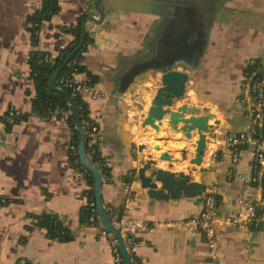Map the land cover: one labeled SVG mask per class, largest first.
Here are the masks:
<instances>
[{"label":"crops","instance_id":"crops-1","mask_svg":"<svg viewBox=\"0 0 264 264\" xmlns=\"http://www.w3.org/2000/svg\"><path fill=\"white\" fill-rule=\"evenodd\" d=\"M54 2L56 11L42 21L33 45L30 16L41 0H0V114L11 107L28 113L8 126L0 120V196L6 199L0 205V264H115L107 237L83 220L88 177L72 164L68 152L75 118L44 119L32 105L35 89L28 52L34 47L57 54L74 38L63 28L82 16L81 37L84 28L87 39L80 62L97 76L94 89L99 93L85 91L81 98L98 126L100 155L108 159V177L100 172L102 205L145 222L132 233L127 250L131 263L213 264L215 253L217 264H264V226L252 231L228 221L240 199L247 194L264 197V188L248 187L228 176L230 169L250 172V155L242 149L234 162L229 148L219 141L251 123L239 96L247 92L242 81L249 61L259 60L264 75V0H99L104 15L97 22L87 20L98 19L96 0ZM198 53L193 70L181 62L176 66L191 74L171 108L186 103L198 107L199 114L212 113L208 123L213 129L206 133L201 164L218 189L213 249L192 225L181 224L199 213L203 194L157 199L137 178V168L150 154L155 167L189 172L190 180H199L198 166L189 167L195 128L187 138L182 130L169 127L168 115L158 131L141 124V113L158 85L159 57L187 60L186 55ZM156 143L159 148H154ZM184 145L183 160L172 159L168 166L169 159L159 158L161 151L180 158ZM84 152L90 160L85 147ZM44 216L56 218L71 237L48 236L40 222Z\"/></svg>","mask_w":264,"mask_h":264},{"label":"built area","instance_id":"built-area-1","mask_svg":"<svg viewBox=\"0 0 264 264\" xmlns=\"http://www.w3.org/2000/svg\"><path fill=\"white\" fill-rule=\"evenodd\" d=\"M43 0H41V5ZM41 5L37 8L39 9ZM38 27L34 33L38 36ZM33 45H35L32 42ZM75 46L72 51H75ZM35 48L32 47L28 52L26 58L30 59L31 53ZM71 51V52H72ZM68 53L61 59L60 64H70L71 70L63 73L59 79V84H55L57 88L68 86L70 88V95H82L85 91H90L92 96H97L99 92L94 89L95 82L90 80V75L84 70H78L74 64H77V59L72 58L73 53ZM57 54L51 53L45 55V59L52 60ZM62 66V67H63ZM55 82V81H54ZM242 85L247 92L239 96L244 104L246 113L250 117L251 123L248 129L237 132L225 133L223 138L219 141L229 148L232 156V161L236 162L242 149H246L250 155V172H243L238 170L230 169L228 171L229 177H237L248 187H260L264 188V75L260 78H254L253 76L245 75ZM67 99V97H66ZM68 107L55 108L48 114L42 116L38 113L41 118L47 119L52 115L61 116L66 118L70 115L73 116V109L70 101L67 99ZM78 111V109H77ZM21 110L18 108H8L0 114V120H7L11 124L16 122L15 118L21 114ZM79 126L83 130V137L86 135L90 138L91 142L99 140L98 146L101 143L98 126L90 119L83 117L81 120L78 114ZM77 128V125L75 126ZM78 130V128H77ZM73 130H69L70 140L68 143V152L73 155L74 165L81 163L84 167L83 171L89 170L87 166L82 163L81 156L79 153V142L78 144L72 139ZM82 137V145H83ZM84 147V145H83ZM92 149L90 152H93ZM216 156L215 151L211 152V159ZM89 160V159H88ZM98 169L108 165V159L103 157L96 162L89 160ZM202 203L199 213L189 219L181 222L183 226L192 225L206 241L208 246L213 249L216 244V238L214 234L213 222L217 218V206H218V189L217 186L212 184L207 186L202 193ZM88 195V194H86ZM6 199L0 196V205L4 204ZM86 205L90 209V215L88 217V225L97 229L98 234L104 235L109 240L111 245L114 263L123 264L122 251L119 244V239L114 231L108 229L100 220L97 201L89 199ZM103 210L108 214L106 219L109 224L118 230L123 240L125 248L128 250L131 245L130 237L132 233L145 226V222L137 217L129 215L127 212L119 211L111 205H103ZM228 221L232 224H236L246 228L248 230H258L264 226V197L263 195L247 194L239 201V206L232 216L228 218ZM211 261L213 264H217L215 253H211ZM137 264V263H136Z\"/></svg>","mask_w":264,"mask_h":264},{"label":"water","instance_id":"water-1","mask_svg":"<svg viewBox=\"0 0 264 264\" xmlns=\"http://www.w3.org/2000/svg\"><path fill=\"white\" fill-rule=\"evenodd\" d=\"M97 7H98V19L95 17H89L87 20H93L95 22L102 20L103 18V10L100 7L99 0H96ZM85 27V26H84ZM83 34L80 40V43L84 37ZM72 51L71 53H73ZM187 57V58H186ZM200 57V53L196 54L195 56L188 55L185 56L184 60L183 57L176 55L172 56V59L160 58L156 62V67L160 71V75L158 77V85L156 87L155 92L153 93L150 104L148 105L146 111L141 113L142 116V125H150L155 130L160 129V125L162 124V118L164 115H168L167 123L170 128L174 130H182L184 136L190 138L192 133V129H196L197 138L195 139L194 145V153L193 156L189 158V162L191 169H196L198 166V170L200 172L199 180H190V173H185L182 170L179 171H171L164 168L155 167L156 160L152 158L149 154L148 158L137 168V178L141 182L142 187H147V194L150 197H154L157 199L162 198H176L181 194L186 196H196L201 195L207 186L212 185L213 179L210 175V171L202 165V153L206 147V133L211 132L213 129V125L208 123V119L211 118L212 113L205 112L203 114H199V108L196 106H188L186 103H181L176 106L175 109L171 108L174 106L175 101H177L184 93L185 90V83L188 80L191 71L194 67L198 64V59ZM181 58V59H180ZM181 62L184 66L188 67L190 70H182L177 69V64ZM64 63V62H63ZM63 63L60 64L54 72L51 74L49 78V86L64 94L67 99L70 101L72 109H73V116L76 120L77 128L81 134V140L79 142V153L81 156L82 163L87 166L95 178V196L97 201V210L102 223L110 230L114 231L119 239L120 248L122 251L123 260L126 261V264H132L128 251L125 248L123 240L120 236L118 230H115L106 219V216L103 211L102 200L100 196V184H101V176L99 169L92 164L89 160H86L84 157V147L82 145V137H83V130L79 126L78 121V111L76 105L72 101L71 97L68 93L61 88H57L55 86V78L59 73L60 69L63 66ZM188 112L189 115H185ZM181 122V124H178ZM143 144L139 145L138 148L141 149ZM154 148H159V144H154ZM186 151V145L182 147L180 158L175 157L172 158L170 153L167 151H161L159 154V158L169 159L170 162L168 166L172 165V159L176 161L178 159L183 160ZM149 169V173L145 174V170ZM156 181H160V186H157Z\"/></svg>","mask_w":264,"mask_h":264},{"label":"trees","instance_id":"trees-1","mask_svg":"<svg viewBox=\"0 0 264 264\" xmlns=\"http://www.w3.org/2000/svg\"><path fill=\"white\" fill-rule=\"evenodd\" d=\"M56 11V5L54 0H43V3L39 9H36L33 14L30 16V30H31V40L34 44L37 43V34L34 33L35 29L40 27L42 21L44 19H47L50 17L51 14H53ZM85 19V16L80 17L76 22L64 27V30H69L74 33V38L72 42L66 46L64 49L59 51L57 55L52 59H45V55L49 54V52H44L40 51L37 48L34 49L31 53V57L28 60L29 66H30V72L29 76L33 81L34 84V89H35V95L32 98V105H33V112L39 113L40 115L44 116L48 114L50 111L54 110L55 108H65L68 107L67 99L64 94L61 92L52 89L49 86V78L51 74L54 72V70L60 65L61 59L68 55L72 51V49L77 46L76 50L73 52L72 58L77 59V64H74L78 70H84L90 75V80L93 82H96L98 79L97 76L89 71H87L84 66L80 62V57H81V52L83 51V47L85 44V41L87 39V36L84 37L82 40L81 44V30H82V24ZM71 70L70 64H65L57 74L55 78V84H59L58 79L59 77L65 73L69 72ZM244 73H247L249 76H253L254 78H260L262 77L263 73L261 72V64L259 63V60L253 59L248 62L246 67L244 68ZM69 95H70V88L68 86L62 87ZM74 104L76 105V108L78 109V114L80 120L83 117H86L90 119L88 115V109L83 102L81 95H75V96H70ZM28 113L22 112L19 116L15 118V121H18L24 117H26ZM66 119L73 120L74 116L70 115L66 117ZM91 120V119H90ZM92 121V120H91ZM3 122L8 126L11 125L10 122L7 120H3ZM95 123V122H94ZM96 124V123H95ZM97 125V124H96ZM73 130V135L72 139L78 144L80 140V133L75 127V125L71 126ZM98 143L99 140L95 142H91L90 138L87 137L86 135L83 137V145L88 151L90 158L93 162L98 161L99 159L103 158L99 152L98 149ZM92 149H95L93 152H90ZM69 159H73V155L69 154ZM73 162V160H72ZM79 165H74L76 167H81L84 169L83 165L81 163H78ZM99 171L104 175L108 177V167L103 166L99 169ZM88 177V184L89 188L86 190L89 199H94L96 200V196L94 193V188H93V176L92 172L89 170L84 171ZM104 214L106 217H108V214L105 210ZM90 215V209L89 207L85 204L84 209H83V220L87 222L88 224V217ZM40 222L47 227V235L51 237H57L59 239H67L71 237V233L69 230H67L64 226H62L59 221L56 218L49 219V217L44 216L41 218ZM133 235L130 237V242L131 245L133 243ZM130 245V246H131ZM129 246V248H131ZM130 250V249H129ZM137 260H133V264H136ZM139 264V263H137Z\"/></svg>","mask_w":264,"mask_h":264}]
</instances>
